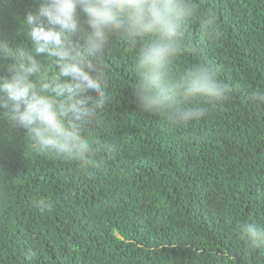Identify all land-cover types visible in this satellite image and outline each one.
Returning a JSON list of instances; mask_svg holds the SVG:
<instances>
[{
  "label": "trees",
  "instance_id": "1",
  "mask_svg": "<svg viewBox=\"0 0 264 264\" xmlns=\"http://www.w3.org/2000/svg\"><path fill=\"white\" fill-rule=\"evenodd\" d=\"M187 3L168 71L211 67L227 99L194 98L186 106L205 115L180 125L145 112L135 61L151 37L112 34L102 49L112 99L92 130L109 145L98 163L36 151L0 119V264H264V245L240 235L241 224H264V101L254 99L264 92V0ZM33 7L0 0L13 48L30 47L20 21ZM209 12L219 36L202 30Z\"/></svg>",
  "mask_w": 264,
  "mask_h": 264
},
{
  "label": "clouds",
  "instance_id": "2",
  "mask_svg": "<svg viewBox=\"0 0 264 264\" xmlns=\"http://www.w3.org/2000/svg\"><path fill=\"white\" fill-rule=\"evenodd\" d=\"M34 3L20 21L30 47L13 48L0 35V119L26 134L36 151L96 164V155L109 147L92 130L112 99L102 49L115 33L151 37L135 61L143 74L137 99L145 112L164 111L172 123L185 124L206 113L186 106L194 98L220 102L231 91L208 66H193L179 78L168 71L181 21L193 12L187 0ZM202 30L206 36H219L213 13L204 17ZM254 99L264 101V92L255 93ZM34 203L42 212L50 210L46 200ZM240 235L250 245H264V224H241Z\"/></svg>",
  "mask_w": 264,
  "mask_h": 264
}]
</instances>
